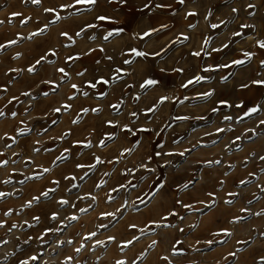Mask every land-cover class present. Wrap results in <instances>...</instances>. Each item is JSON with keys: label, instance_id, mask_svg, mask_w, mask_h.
<instances>
[{"label": "rangeland", "instance_id": "1", "mask_svg": "<svg viewBox=\"0 0 264 264\" xmlns=\"http://www.w3.org/2000/svg\"><path fill=\"white\" fill-rule=\"evenodd\" d=\"M73 3L0 0V264H264V86L252 84L264 80V0L61 7ZM152 29L160 30L143 36ZM196 76L205 79L182 87ZM149 78L158 84L142 88ZM251 107L260 110L245 116ZM125 125L151 131L132 135Z\"/></svg>", "mask_w": 264, "mask_h": 264}, {"label": "snow or ice", "instance_id": "2", "mask_svg": "<svg viewBox=\"0 0 264 264\" xmlns=\"http://www.w3.org/2000/svg\"><path fill=\"white\" fill-rule=\"evenodd\" d=\"M31 2H32L33 4H40V3H41V0H31ZM110 2H113V0H110ZM118 2H120V3H126V0H118ZM179 2H180L181 4H183V3H184V0H179ZM96 3H97V0H74V3H73V4H71V5H62L61 7L66 9V8H70V7H73V8H74V7L78 6V5H89V6H91V5H95ZM145 7L147 8V7H149V5H145ZM157 7H161V5H157ZM248 7H249V8H253L254 5L249 4ZM89 10H91V9H89ZM45 11H46V12H53L54 9L49 8V9H45ZM236 11H238V10L234 8V9H233V12H236ZM20 15H21L20 13H12V14H11L12 17H16V16H20ZM187 15H189V16H191V15H196V13H194V12H189ZM61 18H62V17H60L59 15L56 16V20H59V19H61ZM97 19L100 20V21H106V20H109V21H110V18H109V17H106V16H99V17H97ZM22 22H23V23H27L26 20H25V21H22ZM0 23H3V22L0 21ZM87 27L92 28V27H96V25H88ZM163 27H166V26H163ZM193 27H194V26H193ZM212 27H213V28H217V27H219V25H215V24H214V25H212ZM241 27L247 28V27H254V26H253V25H242ZM159 30H160V29H152V30H150V31H148V32L143 33V36H144V37H146V36H150V35L152 34V32H156V31H159ZM44 31H45V29H40L38 32H34V33H32V35H33V36H35V35H40V34H42ZM122 31H123V29H118V30H116V34H118L119 32H122ZM113 34H114V33H113L112 31H109V32L107 33V35L104 37V39L107 40L108 37L112 36ZM61 35L67 37V36H68V33H61ZM76 35L79 36L80 33H77ZM234 35L239 36V35H241V33L237 32V33H234ZM141 38H143V37H141ZM69 39H70V37H69ZM185 39H187V37H185ZM15 43H16V41H10V44H15ZM207 43H208V41H205V44H207ZM257 43H258V46H259L261 49H264V41H258ZM3 47H5V46H4V45H0V49H2ZM227 47H228V44L223 45V48H227ZM100 50L103 51V49H100ZM221 50H222V49H212V51H221ZM52 54L55 55V52H53ZM131 54H133L135 57H146V56L149 55L148 53H145V52H143V51H139V50H137V49H131ZM155 55H159V53H156ZM193 55H195V56H200L201 53H200V52H195V53H193ZM252 55H253L252 53H248V52H245V53H244V56H245V57H248L249 59L251 58ZM44 59H45V57H41V60H44ZM73 59H78V57H68V60H73ZM108 59L111 60L112 58H111V57H108ZM41 60H38V61L36 62V64H40V63H41ZM124 63H125V64H129V63H131V61H130V60H125ZM231 63H232V64L239 65V64H243L244 61H243V60H234V61H232ZM261 63H262V65H264V61H262ZM230 66H231V65H219V66H217V67H230ZM212 70H214V69H212L211 67H208V68H204V69H203V71H205V72L212 71ZM28 71H29V72H33V71H35V65H33L32 67H30V68L28 69ZM58 71H59L60 73L63 74L62 77H61L62 80H63L65 77L68 76V73L65 71V69L60 68V69H58ZM121 71H122V70L119 69V68L115 69V72H116L117 74H119ZM161 71H163V69H162ZM175 71H182V69H176ZM77 74H78V75H81V76L83 75V73H77ZM120 78H121V77H120L119 75H116V76H113V77H112V79H113L114 81H115V80H119ZM204 79H205V77H203V76H196V77L194 78V80H188L184 85H182V87L187 88L189 85H191V84H193V83H200V82H201L202 80H204ZM225 79H226V78H225ZM48 83H51V82H48ZM98 83L108 84L109 81H108V80H104L103 78H101V80L98 81ZM156 84H158V81H157V80L149 78V79H147V80L144 81V83L141 85V87H142V88H143V87H150V86H154V85H156ZM252 84H254V85H258V86H264V80H254V81H252ZM72 87H73V89H77V90H78V86H77V85L73 84ZM89 87H91V88H95V87H96V83L89 82ZM242 87H248V85H242ZM25 95H28V93H25ZM45 95H47V93H45ZM84 95H88V93L85 92ZM212 95H213V92H212V91L205 92V93H202V94H201V98H207V97H210V96H212ZM71 98H72V97H70V99H71ZM167 99H169V98H168V97H161V99H160V103H163V102H164L165 100H167ZM220 103H221V104H227L226 101H221ZM236 106H237L238 108H243V107H244L243 104H238V105H236ZM63 107L68 108V107H70V105H64ZM112 107L118 109V108H119V105H113ZM217 110H218V109L214 108V109H213V112H215V111H217ZM259 110H260V109H259L258 107H251V108L247 109V111L244 113V115H245V116H250V115H252L253 113L258 112ZM55 111H56V112H59L60 109L57 108V109H55ZM84 111L87 112L88 110L85 109ZM93 111H98V110H97V109H93ZM153 111H155V108H150V109L147 110V112H153ZM3 115H4V112H3V111H0V116H3ZM12 115L15 116L16 113L13 112ZM131 115H132L133 117H135L137 114H136V113H132ZM178 119H186V117H180V118H178ZM225 119H226V120H230L231 117H225ZM75 122H76V121H74V123H75ZM54 123H55V121H54ZM108 123H109L110 125L112 124L111 121H109ZM260 123H261V124H264V120L260 121ZM112 126H115V125H112ZM123 130H124V131H127V132H129V133H131L132 135H135L137 131H139V132H149V131H151L150 129H147V128H140V129H137V130H133L132 128L128 127L127 125L124 126ZM20 131H21V133H23V132H27V131H30V130L27 129V128H24V129H21ZM218 131H223V129H218ZM12 139H13V142H15V138H12ZM108 139L111 140L112 137L109 136ZM102 143H103V142H102ZM86 146L90 147L91 145H86ZM9 147H11V145H9ZM37 151H38V150H37ZM66 151H67V150H66ZM125 151L130 152V151H132V149H127V150H125ZM170 154H171V153H169V155H170ZM157 155H160V153H157ZM181 155H183V153H181ZM58 159H59V158H58ZM261 160H264V157H261ZM96 162H97V163H102L103 161H101V160L97 157ZM2 163H3L4 165H6V164L8 163V161H3ZM215 163H219V161H216ZM77 167H84V166H83V165H78ZM90 167H95V165H91ZM43 171H44V172H48L49 169L45 168V169H43ZM86 175H87V173H86ZM72 179H75V177H72ZM55 183L58 184L59 182L56 181ZM241 183H245V182H244V181H241ZM160 187H163V185H160ZM185 187H187V185H185ZM54 191H55V189H50L49 191H45V192H43L41 195L44 196V197H47V196L49 195V192H54ZM5 195H6L5 193H0V197H3V196H5ZM209 195H211V193H210ZM229 195H235V194H234V193H230ZM39 199H40V197H33V201H39ZM93 199H95V197H93ZM33 201H29L28 204H27V206H28V207H31ZM231 202H232V201H227V203H231ZM59 203H60L61 205H66V204H68V201H67V200H64V199H61V200L59 201ZM249 203H251V201H250ZM186 207H188V206H186ZM80 211L83 212V211H86V209H81ZM242 211H246V209H242ZM260 214H261V213H257V215H260ZM6 215H11V212L6 213ZM104 215H114V214H113V213H107V214H104ZM172 215H175V213H172ZM51 218H52L53 220H55V219L57 218V215L54 213L53 216H52ZM34 219H35L36 221H38V220H39V217H34ZM69 219H70V220H76L77 217H76L75 215H73V216H71ZM162 219H166V217H165V218H162ZM237 219H238V218H237ZM3 226H4L3 223H0V227H3ZM29 226L31 227V225H29ZM166 226H167V225H166ZM16 227H17L16 224H13V225H12V228H16ZM131 227H136V226H135V225H132ZM47 231H49V232H50V231H58V229H55V230H54V229H48ZM140 231L143 232L144 229H141ZM222 231L224 232V235H231V233L227 232V230H222ZM95 235H96V233L93 232V233H91L88 237H86V239H91V238H92L93 236H95ZM41 239H42V237H41ZM112 239H114V238H113V237H109V240H112ZM137 239H138V238H137ZM25 243H27V242H25ZM60 243H63V242H60ZM67 243L71 244L72 241L69 240V241H67ZM103 243H104L103 241H97V244H103ZM131 243H132V241H128V242H127V244H131ZM155 243H156V241H153V244L150 245L149 247H153V246L155 245ZM208 243L210 244V243H212V241H208ZM127 244H125L124 246L126 247ZM80 250H81L80 248H77V249H76L77 252H80ZM177 251H179V250H177V249L174 248V254H175ZM229 255H230V256H235V253H229ZM142 256H143V254H142ZM29 259L32 260V261H36V260L38 259V257H37L36 255H33V256H31ZM69 259H70V258H69ZM163 259L167 260L168 257H163ZM261 260H262V262H264V257H262ZM21 264H29V261H28V260L21 261ZM116 264H126V262L123 261V260H119V261L116 262Z\"/></svg>", "mask_w": 264, "mask_h": 264}]
</instances>
